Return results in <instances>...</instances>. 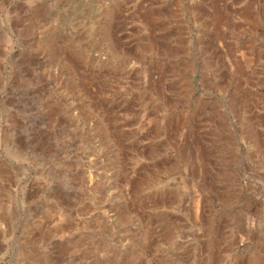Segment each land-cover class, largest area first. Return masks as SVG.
Returning a JSON list of instances; mask_svg holds the SVG:
<instances>
[{"label":"rangeland","instance_id":"obj_1","mask_svg":"<svg viewBox=\"0 0 264 264\" xmlns=\"http://www.w3.org/2000/svg\"><path fill=\"white\" fill-rule=\"evenodd\" d=\"M0 264H264V0H0Z\"/></svg>","mask_w":264,"mask_h":264}]
</instances>
